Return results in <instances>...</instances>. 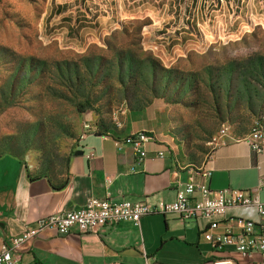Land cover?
<instances>
[{"label": "rangeland", "instance_id": "374dc122", "mask_svg": "<svg viewBox=\"0 0 264 264\" xmlns=\"http://www.w3.org/2000/svg\"><path fill=\"white\" fill-rule=\"evenodd\" d=\"M64 1L0 0V156L58 176L85 123L148 107L201 166L264 119V0H71L79 23Z\"/></svg>", "mask_w": 264, "mask_h": 264}, {"label": "crops", "instance_id": "0c3cea01", "mask_svg": "<svg viewBox=\"0 0 264 264\" xmlns=\"http://www.w3.org/2000/svg\"><path fill=\"white\" fill-rule=\"evenodd\" d=\"M70 1L58 3L56 12L73 23L77 17ZM154 121L147 107L126 112L116 135L81 133L58 176L34 174L20 158L0 156V247L40 217L79 209L91 197L172 202L189 180L199 179L201 168L210 170L206 182L212 190H250L264 201V154L253 151L244 137L219 143L197 166L182 163L171 152L169 140L156 131ZM140 131L150 136L142 159L133 144L125 141ZM246 219L255 221L256 230L262 231L254 207L232 206L212 217L183 219L175 212L152 213L139 224L123 221L88 233L73 230L60 235L46 229L18 254L22 264H213L218 258L264 264L260 252L247 256L232 245H214L207 238V234L237 235ZM212 222L217 226H211Z\"/></svg>", "mask_w": 264, "mask_h": 264}, {"label": "built area", "instance_id": "2783aa9c", "mask_svg": "<svg viewBox=\"0 0 264 264\" xmlns=\"http://www.w3.org/2000/svg\"><path fill=\"white\" fill-rule=\"evenodd\" d=\"M83 127L82 133L97 132L89 123H85ZM149 139L147 132L140 131L126 137L125 141L133 144L135 151L139 153V159H142L147 154L145 144ZM244 139L253 151L264 154V119L256 120ZM197 174L199 179L189 180L178 191L176 199L169 203L150 204L147 201L134 202L128 199L114 201L110 198L91 197L79 209L40 217L34 226L27 227L22 234L12 236L1 245L0 264H22L18 254L21 247L36 239L46 229H53L60 235H67L73 230L82 233L96 232L101 227L123 221L139 224L142 217L152 213L175 212L183 219L198 216L212 217L225 214L229 206L254 207L260 218L259 224L262 231L256 230L255 221L246 219L243 223V231L237 235L229 232L218 236L207 234V238L214 245H232L237 251L247 256L260 252L264 261V201L250 190L224 188L214 191L206 182L211 175L210 170L201 168ZM196 193L200 195V198L196 196ZM211 226L215 227L217 223L212 222ZM213 264L237 263L231 258H218L213 261Z\"/></svg>", "mask_w": 264, "mask_h": 264}, {"label": "trees", "instance_id": "16d2710c", "mask_svg": "<svg viewBox=\"0 0 264 264\" xmlns=\"http://www.w3.org/2000/svg\"><path fill=\"white\" fill-rule=\"evenodd\" d=\"M75 21H76V23L78 22L79 23V21H78V19L76 18L75 19ZM98 133H100L99 131H97ZM117 133H114V134H112V135H116Z\"/></svg>", "mask_w": 264, "mask_h": 264}]
</instances>
